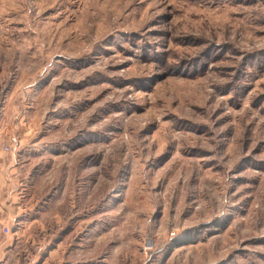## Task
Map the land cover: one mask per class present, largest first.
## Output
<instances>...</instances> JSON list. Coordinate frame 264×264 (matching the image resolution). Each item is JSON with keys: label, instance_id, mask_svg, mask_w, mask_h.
<instances>
[{"label": "rangeland", "instance_id": "rangeland-1", "mask_svg": "<svg viewBox=\"0 0 264 264\" xmlns=\"http://www.w3.org/2000/svg\"><path fill=\"white\" fill-rule=\"evenodd\" d=\"M0 138L18 264H264V0H0Z\"/></svg>", "mask_w": 264, "mask_h": 264}, {"label": "crops", "instance_id": "crops-1", "mask_svg": "<svg viewBox=\"0 0 264 264\" xmlns=\"http://www.w3.org/2000/svg\"><path fill=\"white\" fill-rule=\"evenodd\" d=\"M5 141L0 138V236L2 224L3 229L8 227L9 234L7 233L6 238L13 243L18 237H25L27 230L22 228H27V218L33 213L27 198L28 190L23 183L24 180L20 179L21 167L15 164L10 156H6L9 153L3 152V146L7 145L3 144ZM29 236L34 237V234L30 233ZM10 242L5 243L7 246L0 245V264H9L10 261L18 264L21 259L17 246L14 244L11 246L8 244Z\"/></svg>", "mask_w": 264, "mask_h": 264}, {"label": "built area", "instance_id": "built-area-1", "mask_svg": "<svg viewBox=\"0 0 264 264\" xmlns=\"http://www.w3.org/2000/svg\"><path fill=\"white\" fill-rule=\"evenodd\" d=\"M7 150V148H5ZM4 233H8V230L6 228L3 229ZM151 248V240L146 239L144 242V250H149Z\"/></svg>", "mask_w": 264, "mask_h": 264}]
</instances>
